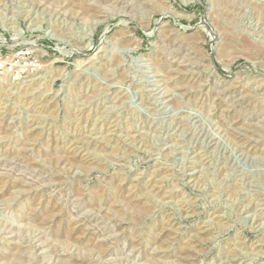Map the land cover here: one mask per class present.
I'll return each mask as SVG.
<instances>
[{"label":"rangeland","instance_id":"374dc122","mask_svg":"<svg viewBox=\"0 0 264 264\" xmlns=\"http://www.w3.org/2000/svg\"><path fill=\"white\" fill-rule=\"evenodd\" d=\"M0 264H264V0H0Z\"/></svg>","mask_w":264,"mask_h":264},{"label":"built area","instance_id":"2783aa9c","mask_svg":"<svg viewBox=\"0 0 264 264\" xmlns=\"http://www.w3.org/2000/svg\"><path fill=\"white\" fill-rule=\"evenodd\" d=\"M4 42L0 45V86L20 82L44 70L45 46L17 43L15 39L11 45Z\"/></svg>","mask_w":264,"mask_h":264}]
</instances>
